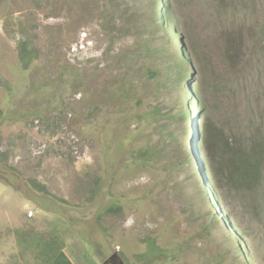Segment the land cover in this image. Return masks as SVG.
<instances>
[{
	"label": "rangeland",
	"instance_id": "374dc122",
	"mask_svg": "<svg viewBox=\"0 0 264 264\" xmlns=\"http://www.w3.org/2000/svg\"><path fill=\"white\" fill-rule=\"evenodd\" d=\"M143 1L0 0V180L21 259L57 243L74 264H264V174L244 182L237 167L264 137V0H157L166 45L165 28L144 30ZM151 38L158 57L141 46ZM165 46L202 108L181 148L195 143L204 185L164 142L178 120L149 116L176 95L146 73L169 66ZM147 145L160 161L139 159ZM151 239L167 257L144 256Z\"/></svg>",
	"mask_w": 264,
	"mask_h": 264
},
{
	"label": "trees",
	"instance_id": "16d2710c",
	"mask_svg": "<svg viewBox=\"0 0 264 264\" xmlns=\"http://www.w3.org/2000/svg\"><path fill=\"white\" fill-rule=\"evenodd\" d=\"M146 7L147 17H150V23L146 25L144 30H147L150 36L152 34H157L162 28L166 29V33L161 36V40L163 41V44H169L171 41L170 38V32H169V25L171 26L172 21V14L168 9V6H165V8L162 10H158L159 4H157V0H144L143 1ZM159 2V0H158ZM162 5V1L161 4ZM164 13V15H163ZM158 20L160 23H158ZM164 23V24H163ZM149 29L153 31V33L149 32ZM159 34V33H158ZM147 38V37H146ZM141 40V46H145V49L148 53H150L152 56L158 57L157 53L159 52L157 47H152V40L143 39ZM161 41V42H162ZM160 51L166 52L169 59V66H165L163 68H156V67H148L146 73L148 74L150 79H159L160 77L164 78L163 83L167 82L170 84V86L174 87L175 89V98L174 101L170 103L169 108L163 112V109L160 106H155L153 110L151 111L149 116H152V118L158 120V118L162 119H174L178 120L177 124V135L171 131L164 136V142L169 141L170 144L174 143L177 145L178 151L177 156L180 160H175L176 163H179L181 165H184L186 168H190L196 164L197 172L199 173V179L201 180L202 184L204 185L205 180V174L202 173V171L199 168L198 165V159L197 154L199 153V150L197 147H195V143L193 142L192 145H188V151L189 153H186V149L182 151L181 146L185 145L187 133L189 132L191 128V123L193 121V116L191 114V108L196 107L197 110H201V106H199V101L197 97L195 96L193 90L190 88L189 85L186 87H182L180 81L189 79L188 73H184L181 71L180 62H176V57L173 54H170V49L165 46L160 49ZM19 58L24 66V68H28L33 60V54L28 50L27 46L22 43L20 45V52H19ZM172 55V56H171ZM132 56H130V59ZM161 85V84H160ZM185 90V92L183 91ZM184 92V93H183ZM184 100H188L184 103ZM138 103L141 104L142 100H138ZM178 104V107L176 106ZM196 124V123H195ZM203 134L201 137V144L202 146H206L209 142V135H210V129L208 125L205 123L204 127L202 128ZM195 133V132H194ZM154 147V146H153ZM151 147V145H147L144 149L137 151L135 154L139 156V159L143 161H160L158 160L162 152L156 150V147ZM158 149V148H157ZM209 154V153H208ZM192 158L195 159V161L192 160ZM162 159V157H161ZM208 161V159H207ZM209 162V161H208ZM210 167H212V164L209 162ZM263 165H264V137H262L260 140L252 141L251 143H247L245 150H241L238 158L237 167H242V172L240 174V178L244 180V182H251L254 183L257 180H260L263 177ZM237 170V169H235ZM197 187L199 184H197ZM38 188L48 193V189L45 185H38ZM202 192V190H201ZM209 195L211 199H213L212 192H209ZM121 207L119 206H111L106 209L107 213H115L117 210H120ZM228 229L231 230L235 238H241L239 235V232H236L233 230V226L229 224ZM56 245H47L48 251H46L45 255L47 256L46 260L44 261H36L33 263L28 264H74L72 260L67 256L64 249L62 247H57ZM146 256V258H162L167 257V252L163 248H159L156 245L155 239L150 240V247L149 252Z\"/></svg>",
	"mask_w": 264,
	"mask_h": 264
},
{
	"label": "crops",
	"instance_id": "0c3cea01",
	"mask_svg": "<svg viewBox=\"0 0 264 264\" xmlns=\"http://www.w3.org/2000/svg\"><path fill=\"white\" fill-rule=\"evenodd\" d=\"M5 184L0 180V264H28L26 258L21 259L19 251V235L24 229H11L9 212H5V207L13 199L11 195H5ZM3 189V190H2ZM23 260V262L21 261Z\"/></svg>",
	"mask_w": 264,
	"mask_h": 264
},
{
	"label": "flooded vegetation",
	"instance_id": "af4514ba",
	"mask_svg": "<svg viewBox=\"0 0 264 264\" xmlns=\"http://www.w3.org/2000/svg\"><path fill=\"white\" fill-rule=\"evenodd\" d=\"M113 258V257H112Z\"/></svg>",
	"mask_w": 264,
	"mask_h": 264
}]
</instances>
